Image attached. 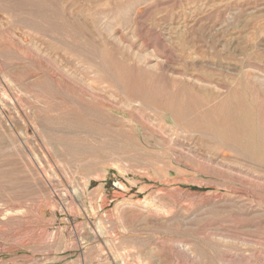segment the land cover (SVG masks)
<instances>
[{
	"label": "rangeland",
	"instance_id": "obj_1",
	"mask_svg": "<svg viewBox=\"0 0 264 264\" xmlns=\"http://www.w3.org/2000/svg\"><path fill=\"white\" fill-rule=\"evenodd\" d=\"M244 75L264 128V0H0V264H264V166L172 104Z\"/></svg>",
	"mask_w": 264,
	"mask_h": 264
},
{
	"label": "bare ground",
	"instance_id": "obj_2",
	"mask_svg": "<svg viewBox=\"0 0 264 264\" xmlns=\"http://www.w3.org/2000/svg\"><path fill=\"white\" fill-rule=\"evenodd\" d=\"M132 11V10H131ZM253 80L244 75L235 90L222 98H213L209 95H199L185 85H180L179 93L186 96L189 92L195 94V98H178L173 105L180 108L185 116H188L192 126L206 129L209 134L221 136L225 144L232 145L244 156L264 166V128L255 117L254 102L251 97L254 86ZM259 99V108L264 107L263 95L255 91ZM214 100V103L209 104ZM205 105L206 109L198 113V105ZM192 116V117H190ZM223 144V143H222Z\"/></svg>",
	"mask_w": 264,
	"mask_h": 264
}]
</instances>
